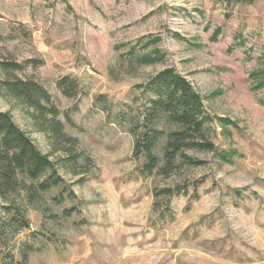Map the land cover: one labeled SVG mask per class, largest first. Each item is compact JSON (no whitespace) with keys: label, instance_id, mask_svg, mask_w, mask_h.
I'll use <instances>...</instances> for the list:
<instances>
[{"label":"rangeland","instance_id":"1","mask_svg":"<svg viewBox=\"0 0 264 264\" xmlns=\"http://www.w3.org/2000/svg\"><path fill=\"white\" fill-rule=\"evenodd\" d=\"M25 59L43 62L15 74L41 82L61 111L77 103L75 126L61 120L89 158L75 168L63 162L2 88L0 71V110L56 164L78 208L42 227L29 211L31 229L47 236L27 264H264V86L252 79L264 76V0H0V60ZM166 67L200 94L211 139L230 160L199 152L206 163L183 176L137 173L131 135L107 123L93 101L103 94L115 109ZM66 74L82 96L57 89ZM184 178L202 179L197 196L172 197L173 216L161 220L153 188Z\"/></svg>","mask_w":264,"mask_h":264},{"label":"trees","instance_id":"2","mask_svg":"<svg viewBox=\"0 0 264 264\" xmlns=\"http://www.w3.org/2000/svg\"><path fill=\"white\" fill-rule=\"evenodd\" d=\"M42 62L0 60V71L5 74L1 86L24 105L53 150L63 154L61 160L75 168L80 159L89 160L79 149L78 139L64 128V122L75 126L70 113L77 110V103L61 111L41 82L15 74L27 65L35 67ZM262 74H252L257 81L255 88L264 86V76L258 78ZM56 87L66 97L82 96L77 79L69 74L57 79ZM131 91L129 102L118 103L115 109L103 94L94 98L93 106L105 113L107 123L116 124L131 135V156L138 162L136 171L140 176H183L186 169L206 163L194 154L199 152H209L217 160H230L232 153L219 149L211 139L212 117L205 110L202 97L175 68L159 70L144 83L135 84ZM259 103L264 104V100ZM219 121L229 123L222 117ZM87 172L82 169L76 173L84 176ZM201 182L202 179L184 178L170 186L154 187L153 211L161 220L171 218V198L188 195L190 190L191 196L196 197ZM75 198L71 184L59 174L56 164L40 152L9 112L0 110V263L27 264L29 257L44 246L47 235L31 229L29 211L40 215L41 227L46 222L58 223L78 211L72 203ZM65 201L72 204L65 206Z\"/></svg>","mask_w":264,"mask_h":264}]
</instances>
